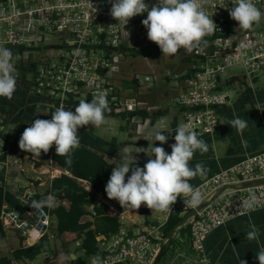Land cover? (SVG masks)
Instances as JSON below:
<instances>
[{
  "label": "built area",
  "instance_id": "1",
  "mask_svg": "<svg viewBox=\"0 0 264 264\" xmlns=\"http://www.w3.org/2000/svg\"><path fill=\"white\" fill-rule=\"evenodd\" d=\"M145 3L150 8L156 0ZM253 3L264 13V0ZM232 6V0H208L204 7L217 25L215 32L189 52L187 67L164 75V81L176 93L172 103L181 124L189 125L197 136L215 132L219 125L217 108L230 102L225 88L228 69L240 67L246 75L254 77L264 68V16L244 30L229 16L228 9ZM110 8L108 0H0V47L13 50L16 79L23 82L27 95L45 100L41 104L50 116L61 105L72 110V100L93 99L94 95L105 93L109 106L124 116L129 117L145 106L136 95H124L128 91L124 81L148 90L155 85L158 74L150 65L134 72L131 80L122 78L120 71L124 59L121 53L133 50L123 43L136 46L131 34L144 35L147 41V29L141 23L147 13L130 18L124 25L110 15ZM9 132L0 127V154L6 158L5 165L16 173L32 171L36 176L35 183L23 188L20 208L1 209L0 239L4 229L11 230L21 235L23 246L29 247L44 237L53 223L48 210L32 206V201L52 195L51 184L42 195L37 187L45 183L44 175L55 178L61 171H37L20 150L19 140ZM47 167L52 168V159ZM261 178H264V149L195 186L202 194L200 204L207 203L188 221L191 245L199 254L200 264H212L204 247L209 233L230 219L264 208V184L238 190L228 187ZM79 182L98 198V192L87 180ZM222 187L225 189L219 196L211 199ZM251 194L256 198L254 210L245 205ZM36 195L38 199L34 198ZM195 207L188 203L187 197H178L172 211L167 213L187 212ZM157 229L155 226H140L131 231L121 228L108 237L98 233V252L87 257L84 264H91L97 255L103 264H152L164 239Z\"/></svg>",
  "mask_w": 264,
  "mask_h": 264
},
{
  "label": "crops",
  "instance_id": "2",
  "mask_svg": "<svg viewBox=\"0 0 264 264\" xmlns=\"http://www.w3.org/2000/svg\"><path fill=\"white\" fill-rule=\"evenodd\" d=\"M188 54L189 52L180 59L183 63V66L179 69L180 71L187 67L189 63ZM234 68L240 67L231 69ZM241 70L243 71L242 68ZM260 73H262V77L258 75L259 73L254 77H249L244 71L241 73H228L226 90L230 94V102L217 108L219 125L215 132L211 135L198 136L207 143L208 151L201 152L196 150L189 162L191 167H195L197 163H203L207 170L205 175L197 176L189 181L194 187L221 169L228 168L245 156L255 154L264 149V68ZM119 79L122 80L121 78ZM164 82L169 83L167 80ZM124 87L128 90L124 94L126 97L136 95L141 101L145 102V106L129 117L124 116L123 113L115 112L109 106V110L105 112L106 121L103 125L100 127L92 125L82 126L78 129V135L80 143L91 144V147L103 154L105 161L111 167H114V165L109 163V161L114 158L118 160L120 156L129 160L134 157L138 166L143 167L148 157L144 152L136 153L137 148L147 149L151 145L154 147L162 146L165 152L170 154V145L175 142V130L181 125L182 119L175 105L169 101V93L164 86L159 85L156 87L154 85L148 90L139 89L138 93L137 87L134 88L128 85ZM231 87H234V89ZM22 88H24L23 82L17 79L16 91L12 98L0 97V118H3L0 127L3 126L8 129L10 136L16 140L20 139L24 129L29 127L33 120L37 118L51 119L49 111L38 102V98L34 97L28 100L31 96L23 95ZM157 88L160 89L161 94H164L163 98L147 101L145 96ZM80 100L91 102L92 98L72 100L73 111ZM235 117H240L247 121V127L242 132L228 126L229 120ZM104 125L107 126L106 130ZM98 128L100 130L95 135L94 131ZM159 131H163L162 134L169 137L163 145L156 141L155 134ZM22 152L29 157L39 172H48L51 169L61 171L55 178L61 174H68L66 170L56 162L55 164L53 160L52 168L49 169L47 167L51 161L49 153L41 152V155L37 157L31 153ZM5 161L6 158L0 154V211L4 207H10L5 197L9 190H12L15 198L18 199L16 208H20L19 196L22 195L24 186L35 183L33 178L36 176L32 171H28L25 174L16 173L11 166L5 165ZM130 174V172L126 174V180ZM55 178H47L44 175L45 183L37 187L39 195L46 192L48 184H51ZM58 204L68 208L69 201L55 198L53 206ZM102 205L107 206V215L116 220L117 232L121 228L131 231L133 228L140 226H155L159 227L157 232L163 234L165 229L170 228L173 224V217L167 212L151 210L143 204L139 209L129 210L128 208H122L118 201L110 200L102 192H98V198L93 196L92 203L88 208L89 212L82 216L80 220L82 223H90V229L94 233L98 232V226L103 227V223L101 221L102 215H98V219L97 215L92 214L94 211L93 207ZM187 212L180 211L181 214L179 216L182 218ZM52 222V226L45 235L48 242L47 245L41 248L33 259H16L14 257V251L26 247L22 245V237L18 232L4 229L5 231L2 232L0 239V264H5L2 262L7 260L9 264H78L77 259L84 262L87 256L80 248L82 235L77 236V233L68 232L62 236H56L52 231V228L55 227V219L53 217ZM252 225L259 229V238L257 240H248L246 238V234L251 231ZM181 227L176 228L171 235L168 249L161 257L159 264H200L199 254L191 245L189 228L186 231H181ZM117 232L115 231L109 235L104 234V236L108 237ZM260 246H264V208L228 220L209 233L204 241L206 255L212 264H240L241 260H245L247 264H258L255 254Z\"/></svg>",
  "mask_w": 264,
  "mask_h": 264
},
{
  "label": "clouds",
  "instance_id": "3",
  "mask_svg": "<svg viewBox=\"0 0 264 264\" xmlns=\"http://www.w3.org/2000/svg\"><path fill=\"white\" fill-rule=\"evenodd\" d=\"M108 2L111 4L110 15L117 21H123L124 25L130 18L146 12V19L141 23L147 29V38L164 55H174L181 48L191 52L217 28L204 7L208 0H156L150 8L145 0ZM232 5L228 9L229 16L241 29L251 28L264 16L253 0H232ZM13 58L12 49L0 47V97L7 99L12 98L17 87ZM108 110L106 93L94 95L91 102L80 100L74 111L61 105L51 113L50 120H33L22 132L18 146L22 151L39 157L41 152L47 153L55 145L56 155L68 157L70 164L71 152L80 145L78 129L86 125L100 127L106 121L105 112ZM228 126L242 132L247 127V121L235 117L229 120ZM162 133L159 131L155 134L156 141L161 145L169 138ZM174 141L170 145V154L162 146L137 148L136 153L144 152L148 157L143 167L138 166L134 157L129 160L120 156L118 160L114 158L109 161L114 167L104 188L108 199L118 201L122 208L129 210L139 209L143 204L151 210L171 212L178 197H187L193 207L199 205L202 194L189 181L205 175L207 170L203 163L191 167L189 162L196 150L207 152L208 145L187 124L176 128ZM129 172L131 174L126 180ZM54 202L55 196L49 195L42 201H32V206L42 209L52 207ZM255 204L256 198L251 194L245 205L254 210ZM246 238L257 240L259 229L252 225ZM255 258L258 264H264V246L258 248ZM91 264H103V261L97 255L92 258ZM240 264L247 262L241 260Z\"/></svg>",
  "mask_w": 264,
  "mask_h": 264
},
{
  "label": "trees",
  "instance_id": "4",
  "mask_svg": "<svg viewBox=\"0 0 264 264\" xmlns=\"http://www.w3.org/2000/svg\"><path fill=\"white\" fill-rule=\"evenodd\" d=\"M124 83L128 86L136 88L129 81H125ZM34 97L35 96H31V98H27L28 100H31ZM38 102L41 104L43 99L38 98ZM47 153H49L50 158L54 163L56 162L68 172V174H61L51 182V194L57 199L68 200V208H65L62 204L52 207H44L49 211L51 217L55 219V227L52 228V231L56 234V236H62L68 232L77 233V236L82 235L80 248L84 250V254L87 257L93 254L95 255L98 252L95 235L98 233L101 235L112 234L115 231L117 232L118 226L116 224V220L107 215L106 205L93 207L97 218L98 215H102L101 221L103 223V227L98 226V232L94 233V231L90 229V223H82L80 221L82 216L89 212L88 208L92 203L94 194L85 190L78 179L87 180L95 192H102L103 195L107 197L104 188L111 174L112 167L107 164L103 154L98 152L97 149L91 147V144L89 143H80L79 147L75 148L71 152L70 164L67 162L68 157L56 155L55 146L51 147ZM5 197L10 205V208L18 206V199L15 198L12 190L7 191ZM34 198L38 199L39 196L36 195ZM179 214H181L180 211H177L175 214H171L173 217V224L170 228L165 229L163 237H165L181 219ZM181 228V231H186L187 228H189V224ZM47 243V239L44 236L29 247L17 249L14 251L13 255L16 259H33L40 252L41 248L47 245ZM76 261L78 264H84L86 260L82 262L80 259H77ZM2 263L9 264V261H3Z\"/></svg>",
  "mask_w": 264,
  "mask_h": 264
},
{
  "label": "rangeland",
  "instance_id": "5",
  "mask_svg": "<svg viewBox=\"0 0 264 264\" xmlns=\"http://www.w3.org/2000/svg\"><path fill=\"white\" fill-rule=\"evenodd\" d=\"M131 37H134L136 46L134 47V46L129 45L128 43H123L124 47L133 49V50L126 51L125 53H121L124 56L122 70L120 71V72H123L122 78L131 80L134 75V72L138 73L140 70L145 69L147 65H150L152 66V69L154 70V72L158 74V77H159L158 80L154 83L155 86L156 87L159 85L164 86L169 93L168 99L170 102H172V99L176 93L172 88H170L171 87L170 83L167 84L164 82V75L168 71L169 72H179L180 71L179 69L183 66V63L180 61V59L183 55L187 54L188 51L181 48L174 55H164L161 53V50L155 43L149 41L148 38H147V41H145L144 35L131 34ZM117 53L118 52H114V54H117ZM120 72L118 73V75L120 74ZM241 72H243L241 68L228 69V73L230 74L241 73ZM258 75L261 76L262 73H259ZM120 78H121V74H120ZM116 79H117V76L115 77V82L117 84L119 83V81H117ZM124 84L127 85L126 83ZM139 88L140 87H137V93L139 91ZM231 88L234 89V87H231ZM25 93H26V87L24 86V88H22V94L27 96V94ZM163 95L164 94H161L160 89L157 88L152 93L145 96V99L147 101H151L153 99L157 100L158 98H163ZM106 128L107 126L104 125L105 130ZM98 130L100 129L98 128L96 129V131H94L95 135L98 134Z\"/></svg>",
  "mask_w": 264,
  "mask_h": 264
},
{
  "label": "water",
  "instance_id": "6",
  "mask_svg": "<svg viewBox=\"0 0 264 264\" xmlns=\"http://www.w3.org/2000/svg\"><path fill=\"white\" fill-rule=\"evenodd\" d=\"M264 184V178L261 179H256V180H252V181H246V182H241L238 185H230L228 188L231 189H245L254 185H261ZM225 188L222 187L219 190L216 191V193L214 194V196L211 198H215L217 196H219V194L224 190ZM207 203H201L199 205H197L194 209L190 210L189 212H187L178 222L177 224L173 227V229H171L169 231V233L165 236V238L163 239L161 246L154 258V261L152 264H158L161 257H163V255L165 254V252L168 249V246L170 244V240H171V235L173 234L174 230L178 227H181L183 225H185L186 223H188L189 219L194 216L196 214V212H198L201 208H203Z\"/></svg>",
  "mask_w": 264,
  "mask_h": 264
}]
</instances>
